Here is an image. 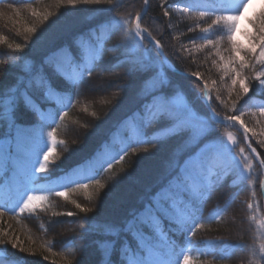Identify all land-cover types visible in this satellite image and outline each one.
Wrapping results in <instances>:
<instances>
[{
  "label": "snow or ice",
  "instance_id": "1",
  "mask_svg": "<svg viewBox=\"0 0 264 264\" xmlns=\"http://www.w3.org/2000/svg\"><path fill=\"white\" fill-rule=\"evenodd\" d=\"M143 2L146 8L149 0ZM54 4L57 9L106 4L110 11L117 13L122 7L117 0H54ZM160 4L164 9V17L170 18L173 12H180L193 22L187 31L198 30L200 33L199 37L190 40L192 47L184 44L179 46L176 50L179 55L191 56L195 62L194 53L205 49L215 50L218 60L213 59L211 63L222 73L220 82L228 93V99H222L219 95L220 89L216 88L215 100L224 108L235 113L238 103L253 90V80L256 81V94L264 95V0H185L184 3L160 0ZM8 7L12 8L16 16L20 15V11L11 4ZM253 8L257 11L249 14V10ZM31 15L39 17L43 23L54 13L38 12L33 8ZM0 16H4V13H0ZM206 17L214 18L211 23L202 24L201 21ZM242 18L246 19L251 27V31L245 30L242 33L247 38V44L236 38ZM7 19L12 20V17ZM167 27L172 29L175 26L169 23ZM115 30L122 32V40L112 49H106L105 44ZM36 32L35 26L26 27L24 43H9L6 36H0V44H6L7 49L13 53L7 60H0V64L8 67L9 62L19 63L22 57L18 54L24 51L30 36ZM213 32L216 33L215 39L210 38ZM173 39L178 37L174 36ZM196 39L202 43L197 44ZM225 39L229 45L226 49L229 52L227 56L221 54V44ZM148 44L154 45L155 56L150 54ZM116 49H123L122 59L108 67H102L105 53ZM125 64L129 65L126 73L128 76L137 72H153V75L139 86L137 96L140 104L128 117L132 125L130 133L126 138L113 140L112 144L105 143L102 146L103 151L98 150L95 156L85 160L69 173L53 178L55 161L52 157L57 145L64 143L56 138L57 128L60 126L57 120H65L69 114L68 109L73 106V95L80 94L82 85L91 79L97 70L114 71ZM166 69L175 70L165 52V45L149 27L142 24L140 12H136L134 16L132 13H118L112 21L99 24L87 34L77 37L74 49L65 46L53 51L38 68L31 61H25L23 75L18 83L0 93V126L6 124L9 130L4 151L7 153V159L12 161L11 175L0 176V220L6 213H12L18 218L22 214H28V218H31L38 211L47 212L49 208L45 202H48L49 196L53 194L67 200L69 191L82 189L86 199L91 201L93 196L88 192L89 188L104 189L105 184L98 177L111 170L114 162H123L129 150L136 153L141 145L155 146L171 138L186 137L183 158L174 160L164 181L142 209L132 211L131 218L125 222L123 228L92 223L88 217L68 222L78 224L81 238L91 232L113 237L110 240L96 241L103 256L102 264H196L191 255L193 251L197 257L210 255L214 260H223L229 258L228 247H243L223 245L220 238L194 241L193 237L205 228V220L209 223L221 220L223 213L220 210L213 211L207 218L203 217V205L211 199L212 193L224 184L228 176L238 172L242 181H252L253 184L258 182L261 189H264V159L260 157L257 149L249 143L251 154L246 153L245 148L238 145L236 137L231 133L227 135L226 140L213 138L214 123L239 124L243 129L244 139L247 140L249 132L253 136H264V121L256 120V125L259 126L257 133L255 127L249 128L241 119L245 115L244 112L221 116L212 103L213 88L208 80L204 79L199 70H187L188 76L195 78L193 82L211 113L207 117L199 114L183 93L167 90L170 88V80ZM246 69L251 70L254 75H245ZM225 78L230 80V84H225ZM216 83L215 80L211 81L212 86ZM233 95L235 99L232 98ZM249 100H252V97H249ZM42 104L52 107L45 109ZM21 106L34 112L40 123L33 127L17 124L16 112ZM254 106L257 112L252 115L264 117V101L254 102ZM52 125L55 127L44 131L45 126ZM149 129L153 131L149 133ZM13 130L14 137L11 135ZM257 143L264 148V140H257ZM117 144L119 147H116ZM147 150L146 148L145 151ZM253 161H258L255 169ZM245 172L248 175H245ZM253 172L256 173V179L251 175ZM60 188L65 190H58ZM71 203L81 213L92 211L90 207H85L75 200ZM248 208H253V204L249 203ZM75 215L73 211L52 212L53 217ZM165 221L168 223L167 228ZM59 223L63 221L53 219L49 220L47 226L41 227L46 231L47 227ZM261 227H264V224H261ZM122 232L132 235L137 241L135 248L125 240L117 250L115 238L120 237ZM180 236L184 237L182 243L177 242ZM53 243L46 241L42 246H47L51 251ZM65 243L72 245L74 241ZM7 245H11V249H16L19 253L30 251L18 235H9V231L0 228V264H20L24 259L12 253ZM68 250L75 252L77 248L70 246ZM217 250L220 252L219 256L216 255ZM117 251L118 259L114 261L112 256ZM253 256L256 259L252 264H264V243L258 245V251H254ZM65 264H71V261L66 259Z\"/></svg>",
  "mask_w": 264,
  "mask_h": 264
},
{
  "label": "trees",
  "instance_id": "2",
  "mask_svg": "<svg viewBox=\"0 0 264 264\" xmlns=\"http://www.w3.org/2000/svg\"><path fill=\"white\" fill-rule=\"evenodd\" d=\"M117 2L122 4V7L118 10L121 15L132 13L134 16L136 12H141L144 8L143 0H117ZM159 2L160 0H149L147 12L142 18V24L149 27L153 34L157 35V38L165 45V52L175 68V71L166 69L170 80V88L167 90L183 93L193 108L199 114L207 117L210 115L209 108L205 106L199 89L193 82L194 79L181 73L187 74V70L195 71L200 67L204 73L203 77L206 76L207 78L209 73L207 70L204 71L205 66L196 62L192 64V60L190 61L189 58H185V56H181L176 52L180 44H184L185 39L182 38V35L192 33L187 31L186 22L189 21L181 22L172 15L170 18L164 17V9ZM9 4L20 11L19 16H16L12 8L8 7ZM33 8L38 12L50 11L54 15L49 17L48 21L41 23L39 17L31 15ZM0 13H4V16H0V36H6L9 43H24V29L31 26L37 28V32L30 36L24 51L18 54L22 57L19 63L9 62L10 66L8 67L0 64V93L7 91L18 83L19 78L23 75L22 68L25 61H31L38 68L53 51L65 46L74 49L77 37L81 34H87L90 29L99 24L112 21L118 15L117 12L110 11L106 4L79 5L75 9L71 7L57 9L54 0H0ZM9 16L12 17V20L7 19ZM169 23L175 27L169 29L167 27ZM174 36L179 37L173 39ZM121 40L122 32L115 30L114 34L107 40L105 48L112 49ZM148 48L150 54L155 56L156 49L154 45L148 44ZM122 53L123 49L107 51L102 67L115 64L122 59ZM12 54L7 49L6 44H0V60H7L8 56ZM128 68L129 65L125 64L114 71L101 72L97 70L92 78L82 85L80 94L73 95V106L68 109V116L63 122L57 120L60 126L57 128L56 138L58 141H64V143L57 145L52 157L55 161L52 170L53 178L69 173L85 160L95 156L98 150L103 151L102 146L105 143L112 144L113 140L126 138L130 133L132 125L128 117L140 104L137 96L139 86L149 76L153 75V72H137L128 76L126 75ZM248 71H250L248 72L249 77L253 76V72L251 73L249 69ZM92 83H100L107 87L113 97L111 99L104 98L106 100L103 99L101 106L95 105L91 100V96L98 97L100 95H94L95 91L102 90L104 93L105 89L98 88V90L89 91V86ZM255 86L256 81L253 80V90L250 91L246 99L252 97L250 101L255 103L264 101V95L256 94ZM215 91H212L213 105L221 116L230 114L228 109L217 104ZM221 94L228 99L225 92ZM41 106L45 109L52 107L48 104H42ZM16 122L25 127H33L38 125L40 120L34 112L21 106L16 112ZM51 127H55V125L45 126L44 131H50ZM213 127V138H221L228 133H238L235 127L225 124L214 123ZM76 130L80 131V137L75 135ZM148 131L151 133L153 129ZM11 135L14 137V130ZM84 136H91L90 139L93 140L89 141L88 137L84 139ZM0 137H9L6 124L0 126ZM185 139L186 137L171 138L155 146L141 145L136 153L129 150V154L123 162H114L111 170L103 172L98 177L105 184L104 189L89 188L88 192L93 196L91 201L86 199V194L81 189L74 192L69 191L67 200L54 194L50 195L49 201L45 202L49 210L47 212L38 211L31 218H28V214H22L18 218L12 213H6L0 220V228L9 231V235L13 233L18 235L20 240L24 242V246L28 247L30 251L29 253H19L18 250L11 249V245H7V247L12 253L24 258L20 261V264H65L66 259L70 260L71 264H102L103 256L96 241L110 240L113 237L91 232L81 238V230L78 228V224L69 223L68 221H79L83 217H88L91 218L92 223L110 224L123 228L125 222L131 218L132 211L142 209L152 193L164 181L174 160L178 157L183 158ZM238 141L247 152L242 139L240 138ZM250 143L256 149L258 148L255 145L257 142L254 144L253 139ZM116 147H119V145L117 144ZM146 148L147 151H145ZM260 157L264 159L261 154ZM6 170L7 168L1 169L0 176ZM235 175L233 173L228 176L224 184L212 193L211 199L203 205V217L207 218L213 211L220 210L223 213L221 220H213L210 223L205 220V228L199 230L193 240H216L220 238L223 245H242L243 247H228L229 258L223 260H214L210 255L197 257V254L193 251L191 255L196 264H252L256 259L253 252L258 251L260 243H264V231L259 224L257 225L256 221H251L250 212L247 209V203H245V197H249L247 192H250L253 204L252 211H255L256 216L262 215L263 204L260 185L258 182L253 184L252 181H247V184H251L250 187H240L237 184L240 179L237 182V176ZM251 175L254 179L257 178L255 172ZM230 184L233 186H229ZM73 187L75 186L73 185ZM58 190L65 189L60 188ZM37 194L48 195L47 193ZM72 200L85 207H90L92 211L87 214L81 213L71 203ZM53 211H73L76 215L73 217H53ZM53 219L63 221V223L47 227L46 231L43 230L41 225L47 226L49 220ZM85 223H88L87 219ZM164 224L167 228V221ZM173 238L176 239L175 236ZM115 239L117 240V250L125 240L133 248L137 244L132 235L123 232L120 237ZM46 241L54 242L51 251L48 250L47 246H42ZM66 241H74V243L69 245L65 243ZM183 241L184 237L180 236L177 242L182 243ZM70 246L76 247L77 250L75 252L69 251ZM118 255V251L115 252L112 259L117 260ZM216 255H220L218 250ZM44 257H47V259Z\"/></svg>",
  "mask_w": 264,
  "mask_h": 264
},
{
  "label": "rangeland",
  "instance_id": "3",
  "mask_svg": "<svg viewBox=\"0 0 264 264\" xmlns=\"http://www.w3.org/2000/svg\"><path fill=\"white\" fill-rule=\"evenodd\" d=\"M169 2L171 3V2H173V0H169ZM175 2H179V3H184L185 2V0H175ZM160 3V2H159ZM161 6V5H160ZM167 6V5H166ZM165 6V7H166ZM255 11H257V9L256 8H253V9H250L249 10V14H251L252 12H255ZM172 16H174L177 20H179V21H181V22H183V21H189V22H186V25L188 26V27H190L191 25H192V20H190V19H187L184 15H182L180 12H173L172 13ZM183 16V17H182ZM212 18H214V17H212ZM212 18H208V17H206L205 18V20L204 21H201V23L202 24H207V23H211V19ZM239 28H240V31H238L237 32V36H236V38H237V40L238 41H240V42H242V43H244V44H247V38L245 37V35H243L242 33L245 31V30H247V31H251V27H250V25L248 24V22H247V20L246 19H241V22H240V25H239ZM188 35V37H186ZM199 35H200V33H199V31L197 30L196 32H192V33H190V34H185V35H182V38H184L185 40H184V45H187L188 47H192V45L189 43L190 42V40H192V39H194V38H197V37H199ZM179 37V36H178ZM186 37V38H185ZM210 38H213V39H215L216 38V33L215 32H213L212 34H211V37ZM196 43L197 44H200V43H202V41L201 40H199V39H196ZM181 45V44H180ZM229 47V45H228V42H227V40L225 39L224 41H222V44H221V49H222V55H225V56H227V55H229V52L228 51H226V49ZM211 52V55H209V53ZM186 58H189V60L191 61L192 60V64H194V62H193V59H192V57L191 56H187L186 54L184 55ZM194 56H195V62L196 63H199V64H201V65H203V66H205L204 67V71L205 70H207V72L209 73V77L207 76V78H206V76L204 77L206 80H208V82H209V85L213 88V91L214 90H216V88H219L220 89V91H219V95L221 96V98L222 99H225V100H227V98H225V97H223V95L221 94L222 92L224 93H226V96L228 97V93H227V91H226V88L225 87H223L222 85H221V82H220V76L222 75V73L221 72H219L218 70H217V68L216 67H214L213 65H212V63H211V61L213 60V59H217L218 60V57H216L215 56V50L214 49H205L204 51H202V52H197V53H194ZM202 61H204V62H202ZM205 63V64H204ZM200 67V66H199ZM199 67H196L197 69L199 68ZM200 69V70H199ZM198 70L202 73V75L204 74L203 73V71H202V69H201V67L199 68ZM196 71V70H195ZM248 72H250V71H248V69H246L245 70V75H247V76H249L248 75ZM251 73H252V71H251ZM254 75V74H253ZM213 80H215L217 83H216V85L215 86H212V84H211V81H213ZM225 84H230V80H228V78H225ZM237 87H239V86H237ZM98 88L99 89H105V91H104V93L102 94V95H100V96H98V97H96V96H91V100L95 103V105H99V106H101V104H102V101H103V99L104 98H106V99H111V97H113L112 96V94H111V92L109 91V89L107 88V87H105V86H103L102 84H100V83H92L90 86H89V91H92V90H94V89H97L98 90ZM216 92V91H215ZM214 92V93H215ZM250 93V92H249ZM215 95H217V92H216V94ZM233 99H235V96L233 95V97H232ZM247 97H245L243 100H241L239 103H238V105H237V111L235 112V113H231V112H229L230 114H239L240 112H244L245 113V115L244 116H242L241 117V119L244 121V123H245V125H247L249 128H256V130H257V133L259 132V126H257L256 125V120L257 119H260V120H262V121H264V117H259L258 115L257 116H253L252 115V113L253 112H257V109H256V107L254 106V102H252V101H250L249 99H246ZM106 99H104V100H106ZM217 101V100H216ZM229 103H230V101H229ZM217 104L219 105V106H221V107H224L223 105H221L220 104V102L219 101H217ZM235 130H236V132H238V133H236V134H232L234 137H236V139H237V143H238V145L240 146V147H242L241 146V143H239L240 141H238L240 138L242 139V141L244 142V145L246 146V148H247V146H248V144L250 143V141H251V139H253V143H254V141H256L257 142V140H264V136H259V135H256V136H253L252 135V133L251 132H249V137H248V139L247 140H245L244 139V137H243V135L240 133V131L238 130V126L237 125H235ZM75 135L77 136V137H80L81 136V133H80V131L79 130H76L75 131ZM229 134V133H228ZM228 134H225L223 137H221L222 139H225L226 140V138H227V135ZM83 137V136H82ZM91 138V136H84V139H86V138ZM255 142V143H256ZM254 143V144H255ZM255 145H257V152L258 153H260L261 154V156L262 157H264V148H262V147H260V145H259V143H256ZM4 147H5V141L4 142H1L0 143V164H3V165H5L6 164V161L8 160L9 161V164L12 166V161L11 160H9V159H7V153L4 151ZM253 147V146H252ZM12 151L14 152V145H13V148H12ZM237 151H238V149H237ZM247 153V152H246ZM249 153V152H248ZM253 167H256V161H253ZM242 170V169H241ZM238 173V172H237ZM239 174V173H238ZM245 175H247V172H245ZM244 183H245V185L246 186H248V187H250V185L251 184H247V181L245 182L244 181ZM124 189H126V187H124ZM246 194V193H245ZM251 193L250 192H247V195H249V197H245L246 199H245V203H247V209H248V211L250 212L249 214H250V217H251V221L253 222V221H256L257 222V225L259 224V225H261V223H262V218H261V216L259 215V216H256L254 213H255V211H252V209H249L248 208V204L249 203H252V195H250ZM117 195H119V194H117ZM244 203V202H243Z\"/></svg>",
  "mask_w": 264,
  "mask_h": 264
},
{
  "label": "bare ground",
  "instance_id": "4",
  "mask_svg": "<svg viewBox=\"0 0 264 264\" xmlns=\"http://www.w3.org/2000/svg\"><path fill=\"white\" fill-rule=\"evenodd\" d=\"M146 12H147V10H146ZM146 12L143 14V16L146 14ZM143 16H142V18H143ZM103 94V92H102V90H99V91H95V93H94V95H102ZM93 139H90L89 141H92ZM90 143V142H89Z\"/></svg>",
  "mask_w": 264,
  "mask_h": 264
},
{
  "label": "water",
  "instance_id": "5",
  "mask_svg": "<svg viewBox=\"0 0 264 264\" xmlns=\"http://www.w3.org/2000/svg\"><path fill=\"white\" fill-rule=\"evenodd\" d=\"M146 12V8L143 9L141 15H143ZM195 79V78H194Z\"/></svg>",
  "mask_w": 264,
  "mask_h": 264
}]
</instances>
